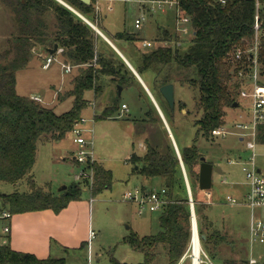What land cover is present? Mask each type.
Wrapping results in <instances>:
<instances>
[{"label":"trees","instance_id":"1","mask_svg":"<svg viewBox=\"0 0 264 264\" xmlns=\"http://www.w3.org/2000/svg\"><path fill=\"white\" fill-rule=\"evenodd\" d=\"M11 9L13 30L0 50V181L17 183L27 179L29 191L0 193L2 207L13 215L51 209L55 213L65 209L71 201L80 199L83 189L77 182L58 195L39 187L30 174L37 156L39 141L61 140L82 121V111L89 101L85 92L91 90L98 97L107 82L114 83L116 96L112 103L94 116L96 121L117 119L120 104L117 86L123 89L137 82V77L120 55L86 21L57 0H2ZM90 20L117 47L114 40L127 41L139 53L137 61L127 56L138 74L153 73V95L170 121L174 112L160 94L159 88L173 83L188 86L197 91L194 108L197 127L194 142L180 147V155L188 174L193 192L199 187V170L202 155L197 146L200 137L209 138L212 130L225 124L226 108H237V96L246 85L245 76L257 57L260 72L264 74V0H176L182 16H188L193 29L192 39L186 49L176 46H158L142 51L135 45L141 39L138 34L120 31L114 39L108 36L89 17L94 12L93 0L85 4L80 0H63ZM258 17L259 27H254ZM157 40L171 42L178 36L161 29ZM102 41V42H101ZM139 41V42H138ZM103 43L100 49L99 44ZM55 45L62 48L64 63L77 67L68 83L67 92L58 100L71 97L72 107L57 113L35 101L30 96L19 95L16 89L17 71L28 66L36 48L46 51ZM105 45V46H104ZM256 48V51H255ZM241 50L240 58L236 57ZM156 91V93H155ZM160 97V98H159ZM161 102H160V101ZM237 102L238 106L234 107ZM185 104H181V107ZM247 112V111H246ZM151 110L145 112V117ZM257 141L264 144V125L258 126ZM142 154L132 152L126 161L131 164L130 175H140L148 180L162 178L168 202L159 215L160 231L139 236L132 231L123 238L132 250L143 254V262L151 264L159 246L166 255V264H178L192 238V214L184 185L181 163L168 136L160 148L145 139ZM86 169L93 172L91 194L98 195L110 189L113 172L102 163L88 159ZM89 180H86L88 184ZM199 235H205L201 243L215 258L221 244L228 241L226 233L212 228V221L204 210L206 206L193 201ZM84 245V244H82ZM1 264H65L64 258H39L33 253L17 251L9 243L0 247ZM110 264H120L111 257ZM221 264H249L248 259L228 258Z\"/></svg>","mask_w":264,"mask_h":264},{"label":"rangeland","instance_id":"2","mask_svg":"<svg viewBox=\"0 0 264 264\" xmlns=\"http://www.w3.org/2000/svg\"><path fill=\"white\" fill-rule=\"evenodd\" d=\"M172 1L174 2L173 5L164 12L147 13L138 2L133 4L134 1L125 0H111V11L107 10L108 2L104 1L100 5V11H98L94 5L95 0H93L94 12L89 17L95 19L98 26L112 39H114V34L125 30L138 34L140 39L152 41V46L147 48H144L138 41L139 43L135 45L142 51H148L158 46H176L184 50L192 39L193 29L188 24L187 32L183 34L177 28L179 26L177 22L178 9L176 0ZM142 13L146 14V19L141 29H136L134 21ZM12 25L11 9L0 0L1 51L5 48L6 39L13 30ZM161 29H166L178 36V40L171 42L157 40ZM114 41L127 56L130 55L132 56L131 59L134 58L137 61L139 53L132 44L119 39ZM101 42L99 44L100 49L103 46ZM38 53V48H36L28 66L17 71V93L19 95L39 96L42 98L41 104L54 107L59 114L66 112L72 107L73 99L69 97L59 101L58 95L63 96L67 92L68 78L76 74L77 70L73 69L70 74L65 73L62 67L64 61L60 55V57L56 55V59L49 69H43L44 59L40 58ZM46 56L47 54L44 57ZM255 65V62H252L249 74L245 79L246 85L237 96L240 106L226 108L225 124L217 127L228 131L226 137H217L211 132L209 138L200 137L197 140L200 154L214 166H220L223 170V174L213 173V185L210 190L213 197H208L198 185L194 195L191 190L193 201L195 199L199 204L206 206L204 212L208 217V222L212 221V228H217L228 236V241L219 246L215 258H212L209 251L201 243L203 250L214 264H221L222 260L228 258L240 260L241 258H249L251 255L249 245L251 211L245 205L243 197H238L231 188L235 187L241 191L248 188L242 170V161L250 153L246 148V140L251 137L245 136V140L240 138V132L236 129L235 124L247 120L246 111L250 105V93L254 83L264 85V74L260 72L259 65H257L256 77L253 76ZM143 77L148 81L146 85L153 94L150 88L153 86V73L151 71L144 72ZM137 80L136 85L122 89L119 108L115 114L119 117L117 119L98 121L94 119V116L110 105L116 96L114 83H111L110 95L106 92L109 82H107L104 92L98 97H95L91 90L85 92V98L89 103L82 111L84 122H80L76 126V128L81 129V135L86 139L87 144L84 148L90 154L92 153L94 158L96 156L99 161L93 160L112 170L114 177L112 187L98 195L93 196L91 194L93 172L86 169V163L82 164L73 159L79 147L74 142L76 135L73 132H69L58 141H39L36 162L30 172L35 183L44 190L58 195L65 191L68 185L77 182L83 192L80 199L71 201L60 212V215L52 212V218L47 219V224L39 222L34 217L30 220L24 219L25 223L23 221L22 229L13 236L12 244L14 246L26 243L33 246L38 245L45 249L49 254L48 257L64 258L65 264H110L111 257L117 259L120 264L143 262V254L132 250L128 244L123 242V238L132 231L139 236L158 233L160 231L158 218L161 211H145L143 214H138L137 206L125 199L123 194L127 190L142 186L159 191L163 187V180L162 178L148 180L140 175H130L131 164L126 159L133 151L139 155L145 152V139L147 137L152 145H157L160 148L164 145L167 136L171 142L172 139L144 86L139 79ZM52 84H54V88ZM242 92H246V96H243ZM197 93L188 86L175 84V111L170 121L159 105L174 139L180 147L190 146L196 136L197 127L194 125V118L199 114L194 108V96ZM182 103L185 106L181 107ZM122 104H126L127 109L122 108ZM147 110H151V114L145 117ZM255 153L257 166L264 171V144L256 143ZM229 159H234L235 162L229 163ZM81 170L87 173V176L76 179L75 175ZM181 171L186 195L189 197L182 168ZM186 175L188 178L187 173ZM87 179L89 180L88 184L86 183ZM63 186L66 188L61 190ZM14 191H29L27 179L17 183L0 181V193H12ZM229 194L236 197L238 203H229L226 199ZM0 206H2L1 200ZM256 213L264 216V209H257ZM18 216L13 215L12 219L7 222L11 230L7 235L0 237V244L9 243L12 245L13 220L22 218ZM90 229L95 232V237L91 242H89ZM50 232L53 233L52 237L51 235L47 237L49 236L47 233ZM57 233L61 238L58 239ZM37 239L41 241L37 242ZM190 254L191 251L185 256L182 264H192ZM252 255L259 260V264H264V244H255L252 248ZM166 262L167 255L163 247L159 246L156 258L151 264H166ZM180 263L181 260L178 264Z\"/></svg>","mask_w":264,"mask_h":264},{"label":"built area","instance_id":"3","mask_svg":"<svg viewBox=\"0 0 264 264\" xmlns=\"http://www.w3.org/2000/svg\"><path fill=\"white\" fill-rule=\"evenodd\" d=\"M108 2L107 10L111 11L112 7L110 5L111 0H95L94 5L98 11H100V5L102 2ZM125 1H134L133 4L138 2L140 7L147 11V13L154 12H164L167 8H170L173 5L172 0H125ZM222 3H225L226 0H220ZM149 3V6L147 4ZM146 19V14L142 13L139 18H136L134 21V27L136 29H141L144 21ZM178 29L184 34L187 32V25H191L190 18L188 16H182L180 12H178ZM93 24V23H92ZM94 25V24H93ZM254 27L258 29L259 22L258 17H256ZM141 45L144 48L151 47L152 41L141 39ZM63 49L58 48L55 54L46 53L47 56L44 57V61L42 63L43 69H49L51 64L56 59V55H61ZM256 51V48H255ZM242 55L241 50L237 51L236 57L240 58ZM253 63L255 62V72L253 76L256 77L257 73V57L254 55ZM62 67L65 73H70L73 66L69 63H62ZM249 74V73H248ZM247 74V75H248ZM238 75L240 77L246 78L243 71H239ZM243 96H246V92H242ZM32 99L38 102H42V98L39 96H31ZM122 108L127 109L126 104H122ZM246 119L235 124L236 129L240 132V138L245 140V136H250L248 140H246V148L249 150V155L246 159L242 161V170L245 175V179L247 184L249 185L248 192L244 196V203L247 207H249L251 211V223H250V244H264V216L256 213L257 209H264V171L257 166L256 163V153L255 147L257 141V132L258 126L264 125V85L257 84L256 82L253 85L252 91L250 93V105L246 112ZM84 119L82 118V121ZM76 137L74 138V142L79 146L76 150V156H73L74 160H77L79 163H87L88 159L93 161V156L87 151L84 147L87 144L86 139L81 135V129L74 128L72 131ZM212 134L214 136L226 137L228 131L226 129L216 128L212 130ZM241 159V157H239ZM234 159H229V163H234ZM87 176L83 170H81L78 174L75 175L76 179ZM92 178V177H91ZM208 197H211L210 191H204ZM124 198L128 201L134 203L137 206L138 214H143L145 211L155 212L162 209L163 205L168 202L166 198V189L165 187H161L159 191L155 189H147L146 187H136L134 189H130L124 192ZM226 199L229 203L235 204L238 203V199L232 195H227ZM190 201V200H189ZM193 201L191 196L190 205ZM13 217V214L8 208L0 206V237L5 236L10 233L11 227L7 223ZM193 235V234H192ZM95 237V232L90 229L89 232V242ZM192 239V238H191ZM200 239V237H199ZM201 242V240H200ZM5 244L1 243L0 247ZM191 251L190 257L192 258V264L194 262L193 252L191 250V242L190 247L183 258ZM200 264H214L207 253L203 250L201 246L200 252ZM249 264H256L258 259L253 255L248 259ZM1 264V263H0Z\"/></svg>","mask_w":264,"mask_h":264},{"label":"water","instance_id":"4","mask_svg":"<svg viewBox=\"0 0 264 264\" xmlns=\"http://www.w3.org/2000/svg\"><path fill=\"white\" fill-rule=\"evenodd\" d=\"M60 3H62L63 5H65L66 7H68L70 10H72L73 12H75L78 16H80L84 21H86L102 38H104L111 46L112 48L120 55V57L124 60V62L128 65V67L132 70V72L135 74V76L139 79V81L142 83V85L144 86L147 94L149 95L150 99L152 100V102L154 103L156 109L158 110L166 130L168 131V134L170 135L174 148L176 150V153L179 157L184 175H185V179H186V184H187V189H188V194H189V200L191 201V188H190V184L186 175V171L183 165V161L180 155V151L179 148L177 146V143L174 139V136L171 132V129L166 121V118L159 106V104L157 103L155 97L153 96V94L151 93L150 89L147 87V85L142 81L141 77L139 76L138 72L134 69V67L129 63V61L123 56V54L117 49V47L107 38V36H105L103 34V32H101L95 25H93L86 17H84L81 13H79L77 10H75L73 7H71L70 5H68L67 3H65L63 0H57ZM85 4H90L92 0H80ZM58 46L55 45L52 49H48L47 52L49 54H55V52L57 51ZM122 87L121 86H117V90H118V94L119 96L121 95V91H122ZM160 93L162 94V96L164 97V99L167 101L169 108L172 112L175 111V85L173 83H169L166 85H163L160 87L159 89ZM238 103L235 102L234 103V107H237ZM217 172L219 174H223V170L220 166H214L213 163L209 162L206 160V158L204 156L201 157V163L199 166V188L202 191H210L213 185V173ZM66 186H63L61 190L65 189ZM191 214H192V234L194 232V229H196L197 231V220H196V215H195V209H194V203L192 201L191 203ZM200 238L204 239L205 235H199Z\"/></svg>","mask_w":264,"mask_h":264},{"label":"crops","instance_id":"5","mask_svg":"<svg viewBox=\"0 0 264 264\" xmlns=\"http://www.w3.org/2000/svg\"><path fill=\"white\" fill-rule=\"evenodd\" d=\"M111 41V40H110ZM112 42V41H111ZM113 43V42H112ZM114 44V43H113ZM115 45V44H114ZM116 46V45H115ZM117 47V46H116ZM117 49L122 53V51L117 47ZM35 51V50H34ZM38 51H39V53H38V56L41 58H44V56L46 55V51H44V50H42L41 48H38ZM123 54V53H122ZM123 56L128 60V58L123 54ZM60 57V56H59ZM59 57H58V59H59ZM129 61V60H128ZM129 63H130V61H129ZM131 64V63H130ZM52 65V64H51ZM132 65V64H131ZM133 66V65H132ZM51 67V66H50ZM77 70V67H73L72 68V70ZM135 69V68H134ZM72 70H71V72H72ZM136 70V69H135ZM70 72V73H71ZM145 72H147V71H145ZM69 73V74H70ZM143 74L144 73H142V75H140L139 74V76L141 77V79H142V81L146 84V82H148V81H146L145 80V78L143 77ZM65 79V78H64ZM69 80L71 79V78H68ZM138 79V78H137ZM152 79H153V77H152ZM152 81V80H151ZM68 83H69V81H68ZM136 83H138V82H135L134 83V85H136ZM53 85V88H54V84H52ZM59 87H60V85H59ZM62 88V87H61ZM16 89H17V83H16ZM68 89V88H67ZM111 91H112V87H111V83H109L108 85H107V88H106V92H107V94L108 95H110V93H111ZM25 96H32V95H25ZM53 97H55V96H53ZM119 118V117H118ZM130 123V122H129ZM178 146V145H177ZM92 154V153H91ZM92 156H93V154H92ZM130 156V155H129ZM128 156V157H129ZM127 157V158H128ZM94 158V157H93ZM95 160H97V161H99L98 160V158L95 156V158H94ZM233 185V184H232ZM248 185V184H247ZM248 189H249V185H248V188L246 189V190H244V191H241V190H238V188H235V187H232L231 188V190L232 191H234L233 193L234 194H236V195H238V197L239 196H242L243 198H244V196H245V194L248 192ZM211 197H213V194L211 193ZM64 210V209H63ZM53 211L51 210V209H46V210H41V211H34V212H27V213H22V214H15V217L16 216H18V217H22V218H19V219H14L13 220V234H11V244H12V241H14V234H16L17 232H18V230H20V229H22V226H23V224L25 223V221H24V219H27V220H30V218H32V217H34V218H36L39 222H43V223H46L47 224V219L48 218H52L51 217V213H52ZM53 213H55V212H53ZM61 213L59 212V214H57V215H60ZM28 215H30V216H28ZM23 221H24V223H23ZM250 223H251V218H250ZM52 232H50V233H47V235H49V236H47V237H50V235H51V237H52ZM55 234V233H54ZM58 234V233H57ZM58 236V239L59 238H61V236L58 234L57 235ZM249 239H250V233H249ZM62 240V239H61ZM37 242H40L41 240H39V239H37L36 240ZM249 245H250V248H251V250H250V256H252V248H253V246L254 245H251L250 244V240H249ZM11 247L13 248V249H15V250H17V251H22V252H28V253H33V254H35L37 257H39V258H47L48 256H49V254H47V252L45 251V249L43 248V247H40V246H38V245H35V246H33V245H31V244H28V243H26V244H21V245H19V246H14L13 244L11 245ZM250 258V257H249ZM249 258H246V259H249ZM185 259V257L184 258H182L181 259V263L180 264H182V262H183V260ZM264 259V258H263ZM264 263V262H263ZM256 264H259V260H258V262L256 263Z\"/></svg>","mask_w":264,"mask_h":264},{"label":"bare ground","instance_id":"6","mask_svg":"<svg viewBox=\"0 0 264 264\" xmlns=\"http://www.w3.org/2000/svg\"><path fill=\"white\" fill-rule=\"evenodd\" d=\"M198 228V227H197ZM191 250L193 252L194 262L193 264H200V252H201V242L199 239L198 229H194L192 239H191Z\"/></svg>","mask_w":264,"mask_h":264}]
</instances>
